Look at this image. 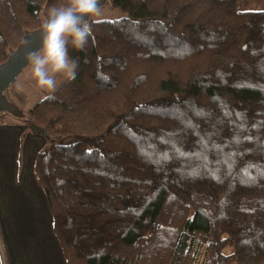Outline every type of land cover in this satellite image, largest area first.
Listing matches in <instances>:
<instances>
[{
  "label": "trees",
  "instance_id": "1",
  "mask_svg": "<svg viewBox=\"0 0 264 264\" xmlns=\"http://www.w3.org/2000/svg\"><path fill=\"white\" fill-rule=\"evenodd\" d=\"M109 1L127 16L91 17L75 80L23 118L79 138L33 167L66 264H264V11ZM67 3L0 0V64Z\"/></svg>",
  "mask_w": 264,
  "mask_h": 264
},
{
  "label": "crops",
  "instance_id": "2",
  "mask_svg": "<svg viewBox=\"0 0 264 264\" xmlns=\"http://www.w3.org/2000/svg\"><path fill=\"white\" fill-rule=\"evenodd\" d=\"M47 133L0 122V264H66L34 172Z\"/></svg>",
  "mask_w": 264,
  "mask_h": 264
},
{
  "label": "clouds",
  "instance_id": "3",
  "mask_svg": "<svg viewBox=\"0 0 264 264\" xmlns=\"http://www.w3.org/2000/svg\"><path fill=\"white\" fill-rule=\"evenodd\" d=\"M98 0H68L66 5L53 6L41 23V48L26 58L38 89L53 93L56 77L75 80L78 62L69 55V47L83 49L92 35L85 17L99 16Z\"/></svg>",
  "mask_w": 264,
  "mask_h": 264
},
{
  "label": "rangeland",
  "instance_id": "4",
  "mask_svg": "<svg viewBox=\"0 0 264 264\" xmlns=\"http://www.w3.org/2000/svg\"><path fill=\"white\" fill-rule=\"evenodd\" d=\"M239 8L244 11H264V0H239ZM100 15L92 16L93 20H117L127 16V13L115 7L110 1L100 7ZM57 87L66 82L62 76H57ZM51 93L40 90L36 87L31 75L30 64L17 77L12 86L8 88L7 98L18 106L24 113L32 109ZM0 122L27 123L23 118L15 117L7 112L0 113ZM79 138L72 136H47L45 143H42L41 150H48L52 145H70L77 142ZM231 248L227 247L226 252L230 253Z\"/></svg>",
  "mask_w": 264,
  "mask_h": 264
},
{
  "label": "water",
  "instance_id": "5",
  "mask_svg": "<svg viewBox=\"0 0 264 264\" xmlns=\"http://www.w3.org/2000/svg\"><path fill=\"white\" fill-rule=\"evenodd\" d=\"M108 1L109 0H98V7L104 6ZM45 18H47V13H45ZM90 19L91 17H85V20H88V22ZM41 42V28L33 31H26L19 47L16 50H10L8 59L0 64V113L7 112L18 118L25 117V113L8 100L5 92L29 65L26 58L30 53L37 52L41 48Z\"/></svg>",
  "mask_w": 264,
  "mask_h": 264
}]
</instances>
